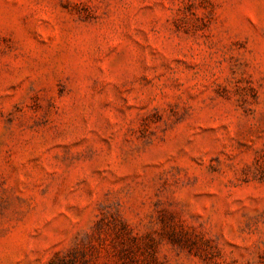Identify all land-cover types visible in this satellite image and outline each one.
Wrapping results in <instances>:
<instances>
[{"label": "rangeland", "instance_id": "1", "mask_svg": "<svg viewBox=\"0 0 264 264\" xmlns=\"http://www.w3.org/2000/svg\"><path fill=\"white\" fill-rule=\"evenodd\" d=\"M0 264H264V0H0Z\"/></svg>", "mask_w": 264, "mask_h": 264}]
</instances>
